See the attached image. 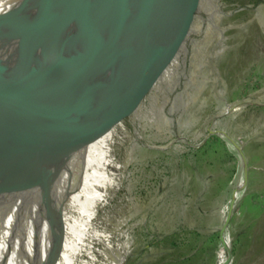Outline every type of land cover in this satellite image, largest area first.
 I'll use <instances>...</instances> for the list:
<instances>
[{"label":"rangeland","instance_id":"rangeland-1","mask_svg":"<svg viewBox=\"0 0 264 264\" xmlns=\"http://www.w3.org/2000/svg\"><path fill=\"white\" fill-rule=\"evenodd\" d=\"M154 1L124 9L111 135L64 154L50 186L27 191L7 264L47 263L53 211L66 226L55 264H264V0ZM38 58L19 60L15 82L33 97L57 82Z\"/></svg>","mask_w":264,"mask_h":264},{"label":"water","instance_id":"water-1","mask_svg":"<svg viewBox=\"0 0 264 264\" xmlns=\"http://www.w3.org/2000/svg\"><path fill=\"white\" fill-rule=\"evenodd\" d=\"M139 1L146 8L151 9L155 5L154 0ZM129 2L43 0L37 8H33L29 0L17 2L22 20L11 45L0 56V117L7 121L20 116L25 119L6 130L0 141V199L13 193L50 186L63 154L69 158L85 154L111 135L114 119L117 118L116 73L124 63L122 57L128 42L123 25L124 9ZM58 7L69 20L68 30L67 27L65 29L69 50L67 61L58 51V21L62 20ZM34 31L39 33L51 52L33 49ZM144 52L138 50L133 53L130 62L139 63ZM36 55L40 57L39 65L44 66L47 62L51 67L57 82L49 88L44 87L41 96L33 97L15 82L19 74V60ZM47 89L52 92L38 102L37 99ZM11 99L14 100L12 105ZM79 112L84 116L81 126L72 136L71 127ZM19 130L21 135L10 144V139ZM239 151L242 155V150ZM244 165L247 178L245 158ZM50 216L52 249L46 264H55L64 249L66 226L59 212L53 211ZM230 218L221 236L227 252L229 246L224 233ZM10 256L11 252H7L0 264H6ZM224 264H229V260Z\"/></svg>","mask_w":264,"mask_h":264},{"label":"bare ground","instance_id":"bare-ground-1","mask_svg":"<svg viewBox=\"0 0 264 264\" xmlns=\"http://www.w3.org/2000/svg\"><path fill=\"white\" fill-rule=\"evenodd\" d=\"M19 0H0V56L11 45L14 35L16 34L17 27L22 20V16L17 9V2ZM43 0H29L33 8H37ZM32 34L36 37V40L40 42L48 52H51V48L47 46L41 39L39 33L34 31ZM2 82L0 83L1 87ZM83 113L79 112L76 119L72 124V136L76 134L77 129L81 126ZM25 117H14L10 121L0 119V141L3 133L14 127L16 122L24 120ZM74 138V137H73ZM2 155L0 147V157ZM64 155V154H63ZM25 163L22 164L24 166ZM25 168V167H24ZM27 191L10 194L0 199V261L6 256V234L12 218L15 217V212L26 202ZM7 264V262H6Z\"/></svg>","mask_w":264,"mask_h":264}]
</instances>
